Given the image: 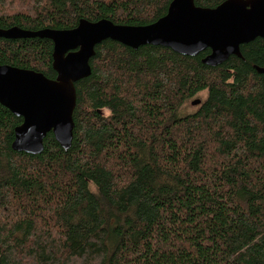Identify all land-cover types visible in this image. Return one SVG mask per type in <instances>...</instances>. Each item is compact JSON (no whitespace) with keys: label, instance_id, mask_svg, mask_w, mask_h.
<instances>
[{"label":"trees","instance_id":"trees-1","mask_svg":"<svg viewBox=\"0 0 264 264\" xmlns=\"http://www.w3.org/2000/svg\"><path fill=\"white\" fill-rule=\"evenodd\" d=\"M170 1L0 0V28L144 25ZM52 50L0 37V65L54 78ZM240 51L209 66L208 50L103 40L75 82L67 150L51 131L40 153L13 150L22 118L0 104V264H264V38Z\"/></svg>","mask_w":264,"mask_h":264},{"label":"water","instance_id":"water-1","mask_svg":"<svg viewBox=\"0 0 264 264\" xmlns=\"http://www.w3.org/2000/svg\"><path fill=\"white\" fill-rule=\"evenodd\" d=\"M0 37H39L53 43L54 78L33 69L0 65V104L22 118L14 128L12 149L40 153L43 139L51 131L67 150L75 125L72 116L76 105L75 82L90 75L89 60L97 44L106 39L132 49L150 44L187 56L208 50L202 63L217 66L231 55L242 58L241 44L264 38V0H223L215 7L196 5L194 0H171L166 13L149 24L82 18L69 29L0 28ZM254 67L264 75V67ZM200 102L194 99L191 104Z\"/></svg>","mask_w":264,"mask_h":264},{"label":"rangeland","instance_id":"rangeland-1","mask_svg":"<svg viewBox=\"0 0 264 264\" xmlns=\"http://www.w3.org/2000/svg\"><path fill=\"white\" fill-rule=\"evenodd\" d=\"M206 97V92H200L197 94V96H195L193 99L191 100H188L181 108V113L184 114V113H190V112H193V111H196L200 105H193L191 104V102L194 100V99H200L201 102L205 99Z\"/></svg>","mask_w":264,"mask_h":264},{"label":"flooded vegetation","instance_id":"flooded-vegetation-1","mask_svg":"<svg viewBox=\"0 0 264 264\" xmlns=\"http://www.w3.org/2000/svg\"><path fill=\"white\" fill-rule=\"evenodd\" d=\"M201 104V102L200 103H198L197 105H200Z\"/></svg>","mask_w":264,"mask_h":264}]
</instances>
